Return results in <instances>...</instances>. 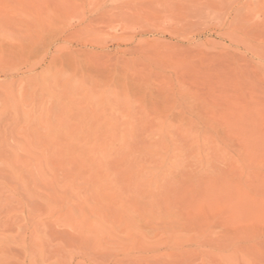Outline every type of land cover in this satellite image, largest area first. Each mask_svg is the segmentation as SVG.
<instances>
[{"label":"rangeland","instance_id":"obj_1","mask_svg":"<svg viewBox=\"0 0 264 264\" xmlns=\"http://www.w3.org/2000/svg\"><path fill=\"white\" fill-rule=\"evenodd\" d=\"M0 264H264V0H0Z\"/></svg>","mask_w":264,"mask_h":264}]
</instances>
